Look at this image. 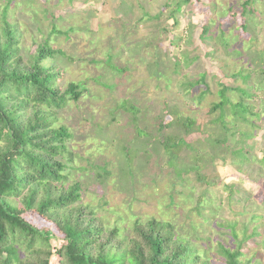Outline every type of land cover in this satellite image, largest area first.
Segmentation results:
<instances>
[{"label": "rangeland", "instance_id": "obj_1", "mask_svg": "<svg viewBox=\"0 0 264 264\" xmlns=\"http://www.w3.org/2000/svg\"><path fill=\"white\" fill-rule=\"evenodd\" d=\"M246 1L192 0V5L184 6L175 15L179 21L175 26L167 18L176 8L174 0L12 3L8 18L19 24L22 47L30 53L33 40L40 44L50 38L51 45L68 58L61 57L50 64L60 72V87L66 89L74 82L84 84L88 90L78 104L71 103L61 113V124L81 136L74 144L89 163L88 172L76 173L86 184L83 189L88 194L84 193L83 199L104 218L108 228L129 233L137 220L169 221L184 237L195 232L201 239L195 241L197 248L207 250L206 255L213 259L218 241L232 249L237 247L230 230L222 228L228 223L236 224L237 241L242 242L245 252L243 260L264 264V128L254 129L255 138L243 142L240 133L250 132V125H235L228 114L225 120L231 130L217 133L220 112L211 111L220 102V84L249 92H253L249 86L264 84L260 73L264 68V0H252L243 15ZM45 11L51 15L64 11V20L56 23V29L67 32L68 37L52 33V21L46 18ZM160 14L163 16L158 21ZM243 22L248 24L246 32L241 29ZM206 25L210 38L204 40L201 36ZM236 50H242V56L235 55ZM193 58L199 60L197 64H192ZM198 72L206 74L208 85L206 95L200 99L203 85L196 86L191 95L184 89L187 83L199 80ZM236 73L252 75L246 81L232 79ZM228 97L235 103L240 95L230 92ZM260 100L264 101V97ZM125 102L138 108L137 124L130 123L133 114L121 107ZM167 102L171 115L177 113L184 120H193L196 126L192 132L199 128L196 135L184 138L188 143L196 142L199 149L197 141L206 137L226 136L229 140L231 152L220 147L213 160L209 148L200 149L210 162L200 172L208 179L205 182H198L195 173H185L182 179L176 176L174 169H187L192 151L182 149L177 159L170 158L162 144L143 133L164 140L184 137L185 130L177 124L159 134L156 116H162L165 124L173 120L164 111ZM256 104L260 105V101ZM262 117L259 121L249 118L262 125ZM242 145L250 148L249 161L233 154ZM170 160L176 164L174 169L168 166ZM84 161L75 159V164L84 166ZM98 167H104V173ZM121 174L129 179L128 184L120 180ZM26 220L50 228L33 216ZM253 230L260 235L245 239ZM56 247L43 243L38 248L53 251ZM50 264H59V258L53 254Z\"/></svg>", "mask_w": 264, "mask_h": 264}, {"label": "trees", "instance_id": "obj_2", "mask_svg": "<svg viewBox=\"0 0 264 264\" xmlns=\"http://www.w3.org/2000/svg\"><path fill=\"white\" fill-rule=\"evenodd\" d=\"M174 1L176 8L171 10L167 18L175 26L179 24L175 15L180 14L184 6L193 3L192 0ZM251 1L243 3V15L252 4ZM13 2L14 0H0L3 4L0 11V264H50L53 254L59 258V264H250L252 259L243 260L245 252L242 242L237 241L236 224L228 223L222 225V228L230 230L237 247L232 249L218 241L215 258L212 259L206 255L207 250L197 248L195 241L201 239L195 232L189 234L190 237H184L175 232L176 227L171 222L152 218L143 223L134 221L131 231L127 233L124 230L123 233L117 227L108 228L104 218L89 204H85L83 198L88 193L83 187L86 184L81 182L76 173L88 172L89 163L86 164L74 144L81 136L74 134L67 125L61 124V113L71 103L78 104L88 90L84 84L74 82L66 89L60 87V72L50 64L55 63L58 58L67 57L63 51L51 45L50 38L44 39L40 44L33 40L30 53L22 47L23 34L19 24L11 23L8 18ZM63 13L64 11L51 15L45 11L44 14L52 21V33L68 37L67 32L63 34L56 29V23L64 20L65 16H61ZM20 16L24 18L23 15ZM162 16L163 14L158 15L157 20ZM247 27L248 24L243 22L242 31L246 32ZM37 30L40 32V28ZM209 32V25L204 26L202 39H209ZM222 33L224 32H221V37L224 36ZM249 40L253 41L251 38ZM241 51L236 50L234 54L242 56ZM198 61L193 58L192 64H197ZM114 70L122 72L118 68ZM260 73L264 75V68ZM197 75L199 80L187 83L184 89L187 95H191L196 86L203 85L205 90L198 96L200 99L206 95L208 85L205 83L206 74L198 72ZM251 75L252 73H236L232 75V79L242 78L246 81ZM220 88L217 92L220 102L214 104L211 110L220 112L218 120L221 126L216 132L222 134L231 130V124L225 120L229 114L236 121L233 124L240 122L250 125V132L240 133L243 142L253 140L256 136L254 129L264 128V121L262 125H258L250 120L252 117L259 121L264 116V101L260 100L264 97V84L249 86V90L253 92L223 84H220ZM230 92L240 95L237 102L230 100ZM258 101L260 105L256 104ZM169 106L167 102L165 112ZM121 107L133 114L134 120L130 123L137 124L138 108L129 102L123 103ZM166 115L174 121L165 124L166 120L162 116H156L159 134L177 124L185 130L184 137H167L164 140L152 137L145 131L143 133L162 144L170 152L167 153L170 158L172 156L177 159L182 149L192 151L189 156L190 164L183 172L174 169L176 164L173 160L168 162L179 179L185 173H195L198 182L207 181L200 172L210 162L207 161L208 156L201 155L199 151L209 148L211 160L220 147L231 152L228 138L206 137L203 141H197L201 144L198 149L196 142L188 143L184 139L196 135L198 127L196 132H192L196 123L184 120L177 113L173 116L168 111ZM249 149L242 145L233 154L238 159L247 161ZM75 159L84 161L85 165L76 166ZM98 169L104 173V167ZM258 172L261 174V171L257 170ZM120 180L129 183L124 175L120 176ZM201 205L199 202L197 207L200 208ZM27 216L48 223L50 228L33 225L26 220ZM247 231L245 226L244 232ZM259 235L253 230L245 239ZM43 243L51 246L56 244L57 247L53 251L41 250L38 247Z\"/></svg>", "mask_w": 264, "mask_h": 264}]
</instances>
